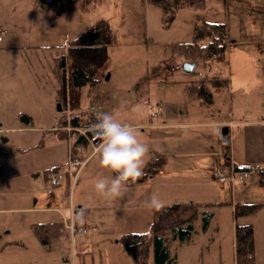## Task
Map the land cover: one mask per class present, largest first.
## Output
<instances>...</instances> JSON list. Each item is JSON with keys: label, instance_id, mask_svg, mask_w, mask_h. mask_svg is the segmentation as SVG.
Masks as SVG:
<instances>
[{"label": "rangeland", "instance_id": "obj_1", "mask_svg": "<svg viewBox=\"0 0 264 264\" xmlns=\"http://www.w3.org/2000/svg\"><path fill=\"white\" fill-rule=\"evenodd\" d=\"M45 1L57 10L42 9ZM197 16L225 24L227 45L223 60L200 63L186 74L173 46L191 40ZM102 21L112 41L99 82V90L108 94L101 112L135 127L149 147L148 162L163 160L159 172L149 174L145 183L129 182V190L115 200L95 191L96 179L114 173L94 156L80 174L68 176L51 192L47 181L49 171L68 162L76 137L60 134L62 122L78 116L80 126H86L91 106L87 87L81 88L75 110L68 107V93L67 104L61 99L58 60L72 41ZM0 31V264H132L119 238L153 231L154 213L145 206L153 194L165 207L202 205L191 236L169 243L176 264H235V223L253 225V264H264V207L251 217L233 218L236 204H264L258 173L264 170V0H205L203 9H181L172 21L143 0H98L85 9L81 0H0ZM202 75L225 81L211 88L209 106L188 101L183 93ZM18 114H26L30 124ZM90 152L87 146L82 159ZM229 155L237 163L247 159L257 165L243 184L215 180ZM37 198L65 220L40 208L29 210ZM73 209H85L84 224L74 226L86 231L75 232L67 249L60 242L41 260L31 225L70 222ZM203 213L210 215L207 230Z\"/></svg>", "mask_w": 264, "mask_h": 264}, {"label": "trees", "instance_id": "obj_2", "mask_svg": "<svg viewBox=\"0 0 264 264\" xmlns=\"http://www.w3.org/2000/svg\"><path fill=\"white\" fill-rule=\"evenodd\" d=\"M98 0H81V8ZM146 4L160 9L163 18L172 21L177 11L181 9L200 10L204 8L205 0H143ZM45 11H56L55 3L45 1L42 4ZM112 41L109 27L104 21L99 22L89 31L81 34L72 41L66 55H61L58 60L59 73L61 78V99L66 102V95L69 94L68 107L75 110L80 102V90L87 87V97L91 104H102L108 100V94L99 90V82L107 70L108 54L107 47ZM227 45V28L223 23L207 22L196 17L191 29V40L189 42L176 43L173 46V53L181 57L184 62H195L207 65L212 61H221ZM69 62V76L65 75V65ZM225 81L216 77L200 76L195 82L190 81L184 86L183 93L186 100H196L200 106H209L212 103L211 88L223 87ZM65 104V105H66ZM18 118L26 125L30 124V118L26 114H18ZM97 118L91 120V124ZM69 125L74 129H84L88 137H94L89 131L90 124L81 127L78 116L69 121L62 122V126ZM72 142L73 153L77 147H87V142L77 132ZM86 158V157H85ZM161 164L160 159L149 162L145 169L148 174L138 179L144 181L149 174L157 171ZM241 169H249L247 166H238ZM58 169L53 168L51 171ZM259 185L264 188V170L259 171ZM1 174V171H0ZM75 176V172L71 173ZM198 204L177 203L165 207L161 211H153L156 227L150 234L128 233L119 238L126 255L132 264H176V256L169 250L170 241L184 242L193 231V223L198 216ZM260 204H236L233 209V218L236 220L241 216L254 215ZM203 230L207 228L210 215L203 213ZM31 232L41 247L50 252L63 240L68 238V232L61 222L39 223L31 225ZM68 241V239H67ZM234 256L236 264L254 263V237L250 224L234 225Z\"/></svg>", "mask_w": 264, "mask_h": 264}, {"label": "clouds", "instance_id": "obj_3", "mask_svg": "<svg viewBox=\"0 0 264 264\" xmlns=\"http://www.w3.org/2000/svg\"><path fill=\"white\" fill-rule=\"evenodd\" d=\"M181 130H185L183 126ZM89 131L98 141L94 144L92 155L98 159L101 167L114 173L110 179H96L95 191L107 200L121 198L129 190V182H135L144 175L149 147L141 142L131 123L121 122L114 114H98ZM145 206L153 211L165 208L158 194H153ZM69 215L73 224H84L85 209L70 210Z\"/></svg>", "mask_w": 264, "mask_h": 264}, {"label": "built area", "instance_id": "obj_4", "mask_svg": "<svg viewBox=\"0 0 264 264\" xmlns=\"http://www.w3.org/2000/svg\"><path fill=\"white\" fill-rule=\"evenodd\" d=\"M88 117H87V124H90V128L93 124H91V120L97 118L98 114L101 112V105L99 104H91L89 109ZM77 132L87 142V145H90L94 150V142L96 141L94 137H88L86 131L84 129H74V128H67V133H73ZM82 150L77 149L76 153H73L70 151L68 162L65 164L64 167L55 169L53 171H49L47 175V181L49 190L48 192H51L53 188H57L63 178L66 174H71L72 172H75V175L77 172L85 165L87 162V159L81 158ZM255 169L249 168V169H241L238 167L235 163H233L231 160L226 159L223 164H221L217 168V172L215 173V180L218 183H230L231 185L235 183L243 184L245 180L248 179V177L255 173ZM68 229L70 233L74 234L75 232H81L84 233L86 231V228L84 227H78L76 228L72 223L68 225Z\"/></svg>", "mask_w": 264, "mask_h": 264}, {"label": "crops", "instance_id": "obj_5", "mask_svg": "<svg viewBox=\"0 0 264 264\" xmlns=\"http://www.w3.org/2000/svg\"><path fill=\"white\" fill-rule=\"evenodd\" d=\"M0 34H1V31H0ZM20 48V47H19ZM19 48H17V47H11V46H7V47H5L4 49H8V50H17V49H19ZM22 49V48H21ZM100 105H102V104H100ZM151 117H152V119H153V117L154 116H152L151 115ZM155 125H157V126H168V124L167 123H165V124H155ZM228 125H233L232 123H228ZM70 126L69 125H66V126H62L58 131L60 132V134L61 135H64L66 138H68V137H73V134L72 133H67V128H69ZM48 129H51V128H48ZM1 130L2 129H0V132H1ZM87 146H89L90 148H91V152L86 156V159H87V162H88V160L93 156L92 155V153H93V148L90 146V145H87ZM70 148L72 149V147L70 146ZM70 148H69V151H70ZM77 149H81L82 150V154L80 155L81 156V158L84 156V150H86V147H82V146H79V147H77ZM227 149H229L228 147H227ZM67 150H68V147H67ZM229 160H231L233 163H235L237 166H247V167H249V168H253V169H257L256 168V164L255 163H252V162H250L249 160H244V161H242V163H237L236 161H235V159L234 158H232V156L231 155H229V157H227ZM157 159H160V158H157ZM161 160V164H160V166H162L163 167V160L162 159H160ZM87 162L85 163V165L82 167V169H80L79 171H78V173L80 172L81 173V171L85 168V166H86V164H87ZM149 162H147V164H148ZM145 169V168H144ZM156 172H159L158 171V169H157V171ZM155 172V173H156ZM77 173V174H78ZM79 173V174H80ZM77 174L75 175V176H77ZM68 176H71V174H66L65 175V177L63 178V180L65 179V178H67ZM74 176V177H75ZM149 176V175H148ZM148 176H147V178L144 180V181H142V182H139L138 180L137 181H135V182H138V183H145V182H147L148 181ZM150 177V176H149ZM61 184V183H60ZM60 186V185H59ZM58 186V187H59ZM261 187V186H260ZM263 188V187H262ZM73 193H74V191H73ZM73 193H72V195H71V199L73 200ZM244 193V192H243ZM245 194H248L249 195V193H245ZM72 202V201H71ZM70 202V203H71ZM239 204H260L261 205V207H260V209L258 210V211H261L262 210V208L264 207V204H261V203H255V202H246V201H243V202H241V203H239ZM199 205V204H198ZM200 206H202V205H199V207ZM204 206H207L208 207V205L207 204H205ZM38 208H40V209H42L43 210V213H49V212H52V213H57L60 217H62L63 219H64V217H63V213L62 212H60V211H58V210H56V209H49V208H44V206L42 205V200H41V198H37V199H35V201H34V203H33V207H31L29 210H34V209H38ZM24 210H26V209H24ZM258 211L256 212V213H258ZM255 213V214H256ZM254 214V215H255ZM251 216H253V215H251ZM251 216H241V217H251ZM238 218H240V217H238ZM65 220V219H64ZM235 221V220H234ZM54 222H59V221H48V222H39V223H54ZM39 223H33V224H39ZM63 225H64V227H65V229L67 230V232H68V241H67V239L66 240H63V241H61V243L63 244V247L64 248H68L70 245H69V243H70V237L72 238V235H74V234H72V233H70V231H69V229H68V225L70 224V223H72L73 224V222H72V220H71V218H70V222H67V223H65V222H61ZM245 224H250V223H242L241 225H245ZM74 225V224H73ZM251 226H252V229H253V237H254V228H253V225L252 224H250ZM208 227V226H207ZM206 230H207V228H206ZM37 240V239H36ZM38 242V241H37ZM16 244V243H15ZM18 244V243H17ZM38 244H39V242H38ZM39 246H40V248L42 249V251H43V254H40L41 256H42V258H41V260L43 259L44 261H45V256L46 255H50L51 253H53L54 252V250L56 249V247H55V249H53L52 251H50V252H47V251H45L42 247H41V245L39 244ZM254 248H255V244H254ZM255 252V251H254ZM234 262H235V259H234ZM236 264V263H235Z\"/></svg>", "mask_w": 264, "mask_h": 264}, {"label": "water", "instance_id": "obj_6", "mask_svg": "<svg viewBox=\"0 0 264 264\" xmlns=\"http://www.w3.org/2000/svg\"><path fill=\"white\" fill-rule=\"evenodd\" d=\"M196 67V63L195 62H184L182 64V71L186 74H191L194 70V68ZM57 109L60 110V106L57 105ZM228 130L225 128L223 129V134H227ZM94 143H98V141H95Z\"/></svg>", "mask_w": 264, "mask_h": 264}]
</instances>
